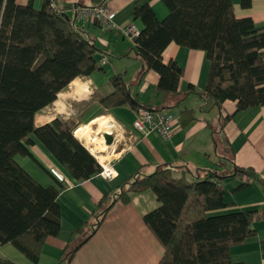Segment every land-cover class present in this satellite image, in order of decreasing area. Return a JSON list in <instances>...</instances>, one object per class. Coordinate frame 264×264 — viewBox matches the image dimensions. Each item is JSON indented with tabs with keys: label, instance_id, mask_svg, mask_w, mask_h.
Returning <instances> with one entry per match:
<instances>
[{
	"label": "trees",
	"instance_id": "obj_1",
	"mask_svg": "<svg viewBox=\"0 0 264 264\" xmlns=\"http://www.w3.org/2000/svg\"><path fill=\"white\" fill-rule=\"evenodd\" d=\"M63 1L44 0L37 8L34 0H0V244H13L34 262L47 238L61 231L60 188L41 183L16 155L36 158L30 145L38 139L78 180L102 170L98 158L75 135L74 118L35 122L36 113L75 77L103 69L95 55L99 47L64 11ZM163 1L169 13L162 19L148 1L136 0L134 5V17L144 23L134 37L135 49L148 69L159 72L158 89L180 92L184 68L175 59L163 58L168 44L175 41L206 51L211 64L205 95L215 104L234 99L235 112L264 104V26L252 16H238L233 0ZM251 2L242 0L244 7ZM101 3L106 1L95 4ZM111 80L115 89L101 98L104 105L129 104L137 111L143 107L123 73ZM189 87L195 90L193 84ZM235 170L257 175L252 167ZM210 178L189 176V170L176 175L167 164L151 173H134L120 191H108L100 198L92 229L75 246L73 236L79 229L72 233L62 261L70 264L77 248L98 230L118 201L127 203L132 192L151 189L162 203L144 220L165 247L159 264H244L233 259L232 249L254 234L252 222L264 211H219L226 205L225 192ZM65 186L60 181V187ZM0 264L17 263L0 257Z\"/></svg>",
	"mask_w": 264,
	"mask_h": 264
},
{
	"label": "crops",
	"instance_id": "obj_2",
	"mask_svg": "<svg viewBox=\"0 0 264 264\" xmlns=\"http://www.w3.org/2000/svg\"><path fill=\"white\" fill-rule=\"evenodd\" d=\"M17 1L26 3L29 0ZM105 1L116 11L111 25H102L99 21L77 15L73 3L95 4L98 0L61 2L66 6L64 11L96 42L99 47L96 59L103 69L75 77L74 80L87 83V93L63 99V110L57 111L59 93L66 89L61 90L51 104L36 113L35 122L41 125L59 116L72 117L80 123L75 100L82 101L92 94L94 111L85 123L105 115L119 129L116 134L110 130L114 134V142L109 144V158H105L111 159L116 175L106 178L99 172L78 180L38 139L30 145L36 158L17 154V160L41 183L60 188L58 201L62 225L57 236L47 238L37 262L13 244L1 243L0 257L12 259L17 264H64V250L72 233L79 229L73 236L75 246L96 222L95 211L100 198L108 191H120L134 173H151L162 164L174 167L176 175L189 170V176L203 178L208 175L215 180L225 192L226 205L218 208L219 211H264V104L237 112L234 99H226L220 106L215 104L205 95L211 64L206 51L175 41L168 44L163 58L165 62L175 59L184 68L179 82L180 92L169 94L158 89L159 72L147 68L144 58L136 52L135 41L124 32V27L132 22L139 30L144 26L141 18L134 17L136 0ZM144 1L153 6L159 18L168 15L169 8L163 0ZM43 2L34 0V5L40 8ZM233 2L238 16H252L258 26H264V0H252L249 7H244L242 0ZM104 56L107 60L101 63ZM117 73H123L131 94L143 106L173 112V134L170 138H164L157 129L145 132L135 127L137 110L129 104L107 107L102 103L101 98L115 89L111 77ZM81 76L87 78L82 79ZM190 84L195 86V90L190 89ZM232 113L224 122V118ZM39 114L48 118L38 121ZM101 130L98 134L108 131ZM77 137L90 149L85 139ZM99 149L103 152L105 147ZM103 155L106 157L105 153ZM51 166L59 168L74 184L60 187V180L50 171ZM237 166L252 167L257 175L236 172ZM161 203L151 189L132 192L127 203L118 201L98 230L77 248L70 264H159L165 247L145 222L144 215ZM251 227L254 234L233 247V259L244 264H264V216H256Z\"/></svg>",
	"mask_w": 264,
	"mask_h": 264
},
{
	"label": "built area",
	"instance_id": "obj_3",
	"mask_svg": "<svg viewBox=\"0 0 264 264\" xmlns=\"http://www.w3.org/2000/svg\"><path fill=\"white\" fill-rule=\"evenodd\" d=\"M55 3V0H53ZM77 15L84 18L97 19L102 25H111L114 22L116 11L108 4H83L75 6ZM139 29L135 23H130L124 27V32L134 40V37L139 33ZM107 56H104L101 60L105 62ZM174 120V114L171 111L163 109L143 106L137 111V116L134 120V125L138 129L148 132L153 129H157L164 138H170L173 134L172 122ZM97 156V155H96ZM99 162L102 165L100 173L106 178H113L116 175V170L111 162V159L101 160L97 156ZM50 171L60 181H64L67 186L73 185V181L70 180L64 172L55 166L50 167Z\"/></svg>",
	"mask_w": 264,
	"mask_h": 264
},
{
	"label": "bare ground",
	"instance_id": "obj_4",
	"mask_svg": "<svg viewBox=\"0 0 264 264\" xmlns=\"http://www.w3.org/2000/svg\"><path fill=\"white\" fill-rule=\"evenodd\" d=\"M71 89L70 90H65L63 92L59 93V100L56 101V110L57 111H61L63 110V106H62V100L68 97H73L77 95H83L85 93H87L88 91V86L87 83L85 81H82L80 79L75 80L74 82H72L70 84ZM83 96H80V98H82ZM65 101V100H64ZM55 109V108H54ZM47 117H42V116H38V121L44 120ZM107 116L103 115L100 116L94 120L91 121V123L88 125V127L84 130V132H82L81 136L85 138V141L88 145H90V149L97 155V156H103L102 155V151L99 149L100 147H104L103 144L105 143L106 145H109L105 142L104 136L102 137H95L93 136V134H98V131L100 128H102L103 126H109L111 124V122L108 121ZM94 123L98 124V127L94 128L92 125ZM112 125V124H111ZM97 126V125H96ZM113 128V127H112ZM108 131H110V129H107ZM93 136V138L90 136ZM97 152V153H96ZM102 152V153H101Z\"/></svg>",
	"mask_w": 264,
	"mask_h": 264
},
{
	"label": "rangeland",
	"instance_id": "obj_5",
	"mask_svg": "<svg viewBox=\"0 0 264 264\" xmlns=\"http://www.w3.org/2000/svg\"><path fill=\"white\" fill-rule=\"evenodd\" d=\"M127 60H129V58L127 59ZM81 78L82 79H85V78H87V76H81ZM66 90H70L71 89V87H70V84L65 88ZM93 99H94V97H92V94H89V97L88 98H86V99H84V100H82V101H76L75 100V102H76V104H77V107L79 108V110H78V112H77V119L79 120V122L80 123H78V126L76 127V130H75V133H76V135L77 136H79V137H81V138H83V139H85L84 137H82L81 136V134H82V132H84V130L88 127V125L91 123V122H89V123H85L86 122V120L91 116V114H92V112L94 111L93 109H92V105H93ZM58 100H59V97H58ZM57 100V101H58ZM63 106V105H62ZM38 116H41L40 114L38 115ZM103 116V115H102ZM100 117V116H99ZM38 118V117H37ZM63 118V117H62ZM98 118V117H97ZM85 123V124H84ZM97 125V126H96ZM94 128H96V127H98V124L97 123H94L93 125H92ZM113 127V128H112ZM100 129H102L101 131H103V129H110V130H112V132H114V134H116L117 132H119V129L117 130L116 129V126H114V125H109V126H103L102 128H100ZM116 129V130H115ZM103 133L101 132V133H99V134H93V136H95V137H97V138H99V137H103V135H102ZM93 136L91 135L90 136V138L92 137L93 138ZM105 139V138H104ZM106 142V141H105ZM103 146L105 147V149H104V151H103V153H102V155L105 153L106 154V157L103 155V156H100V159L103 161V160H105V158H109V156H108V153L110 152V145H106L105 143L103 144ZM89 147H90V145H89ZM117 151V150H116ZM97 153V152H96ZM98 155V154H97ZM69 186H72V185H69Z\"/></svg>",
	"mask_w": 264,
	"mask_h": 264
},
{
	"label": "water",
	"instance_id": "obj_6",
	"mask_svg": "<svg viewBox=\"0 0 264 264\" xmlns=\"http://www.w3.org/2000/svg\"><path fill=\"white\" fill-rule=\"evenodd\" d=\"M103 136H104L105 141H106L107 144H111V143L114 142V134H113L112 132H110V131H105V132L103 133Z\"/></svg>",
	"mask_w": 264,
	"mask_h": 264
}]
</instances>
